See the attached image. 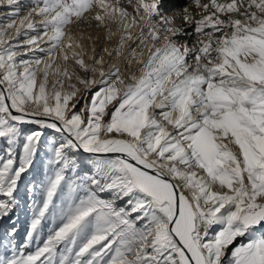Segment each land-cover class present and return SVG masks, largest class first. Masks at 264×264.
<instances>
[{
	"label": "snow or ice",
	"instance_id": "1",
	"mask_svg": "<svg viewBox=\"0 0 264 264\" xmlns=\"http://www.w3.org/2000/svg\"><path fill=\"white\" fill-rule=\"evenodd\" d=\"M0 8V264H264V0Z\"/></svg>",
	"mask_w": 264,
	"mask_h": 264
},
{
	"label": "rangeland",
	"instance_id": "2",
	"mask_svg": "<svg viewBox=\"0 0 264 264\" xmlns=\"http://www.w3.org/2000/svg\"><path fill=\"white\" fill-rule=\"evenodd\" d=\"M177 1L178 0H167V2H170L172 6L179 7V8H182V6L187 2V0H181L180 5H178L176 3ZM30 202L31 201H29V203ZM118 203H121V202H118ZM17 215L19 216V223L17 226L20 229V236L22 237L24 235V229L26 227V224H25L26 217H25V210L23 208V204H22L21 208L17 210Z\"/></svg>",
	"mask_w": 264,
	"mask_h": 264
},
{
	"label": "bare ground",
	"instance_id": "3",
	"mask_svg": "<svg viewBox=\"0 0 264 264\" xmlns=\"http://www.w3.org/2000/svg\"><path fill=\"white\" fill-rule=\"evenodd\" d=\"M176 3H177L178 5H180L181 0H180V1L178 0ZM167 6H168L169 9H180L179 7H174V6H172L170 2H167ZM7 11H8L7 8H0V16H2V14L5 13V12H7ZM5 22H6V20L0 18V23H5ZM178 23H179V21H178ZM101 31H103V30H101ZM85 43H87V41H85ZM121 203H122V202H121Z\"/></svg>",
	"mask_w": 264,
	"mask_h": 264
}]
</instances>
